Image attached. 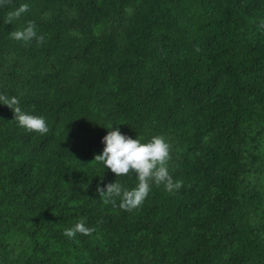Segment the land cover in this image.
Wrapping results in <instances>:
<instances>
[{
    "label": "trees",
    "instance_id": "trees-1",
    "mask_svg": "<svg viewBox=\"0 0 264 264\" xmlns=\"http://www.w3.org/2000/svg\"><path fill=\"white\" fill-rule=\"evenodd\" d=\"M29 21L43 43L11 38ZM262 24L264 0L0 5V95L49 128L0 104V264H264ZM116 128L163 136L182 187L105 205L98 185L138 183L94 161ZM78 222L93 233L65 237Z\"/></svg>",
    "mask_w": 264,
    "mask_h": 264
},
{
    "label": "clouds",
    "instance_id": "clouds-1",
    "mask_svg": "<svg viewBox=\"0 0 264 264\" xmlns=\"http://www.w3.org/2000/svg\"><path fill=\"white\" fill-rule=\"evenodd\" d=\"M9 0H0V5L8 3ZM28 11V5L22 4L15 11L9 12L5 24H10ZM264 28V24L260 25ZM11 38L16 41L37 44L44 41L42 35H38L33 22L29 21L22 30H15L10 33ZM199 51V49H197ZM0 104L8 106L14 114V120L18 125L28 132L47 134L49 128L43 117L30 115L22 111L19 100L13 96L0 95ZM105 144L102 154L96 155L94 161L103 164L117 177L135 173L138 181L136 187L131 190L124 188L120 183H109L105 188L97 186V193L105 205L111 204L122 210L131 211L137 209L148 196L151 184L163 185L166 191L173 192L182 187V181H174L168 171L170 159V145L163 136L153 137L149 142L142 143L139 139H131L121 134L119 128L111 130L103 138ZM106 189V190H105ZM117 198L119 204L117 205ZM94 229L86 227L84 222H78L74 227L65 229L64 236L72 239L77 233L89 236Z\"/></svg>",
    "mask_w": 264,
    "mask_h": 264
}]
</instances>
